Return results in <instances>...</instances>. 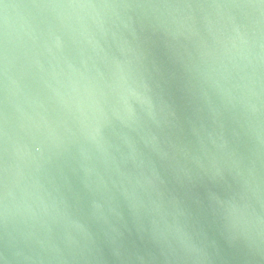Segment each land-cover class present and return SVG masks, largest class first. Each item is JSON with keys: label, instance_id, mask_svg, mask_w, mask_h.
Masks as SVG:
<instances>
[{"label": "water", "instance_id": "water-1", "mask_svg": "<svg viewBox=\"0 0 264 264\" xmlns=\"http://www.w3.org/2000/svg\"><path fill=\"white\" fill-rule=\"evenodd\" d=\"M0 264H264V0H0Z\"/></svg>", "mask_w": 264, "mask_h": 264}]
</instances>
